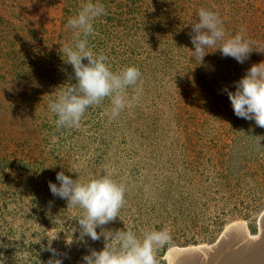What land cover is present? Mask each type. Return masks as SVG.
Listing matches in <instances>:
<instances>
[{
  "label": "rangeland",
  "instance_id": "1",
  "mask_svg": "<svg viewBox=\"0 0 264 264\" xmlns=\"http://www.w3.org/2000/svg\"><path fill=\"white\" fill-rule=\"evenodd\" d=\"M87 2L0 0V264H44L50 253L41 244L57 234L53 246L70 254L64 264H80L87 251L75 241L80 210L48 187L61 170L80 180L110 172L123 184L119 217L103 227L137 235L167 229L171 240L156 249L157 264H169L174 247L214 244L237 221L256 234L264 127L238 118L222 90L234 91L264 54L241 64L216 50L201 62L189 34L206 8L227 35L243 29L264 47V0H99L105 14L93 21L89 47L113 71L137 67L142 91L115 118L104 98L79 127L58 129L48 103L75 83L60 53L72 42L68 19ZM88 245L101 249L103 237Z\"/></svg>",
  "mask_w": 264,
  "mask_h": 264
},
{
  "label": "clouds",
  "instance_id": "2",
  "mask_svg": "<svg viewBox=\"0 0 264 264\" xmlns=\"http://www.w3.org/2000/svg\"><path fill=\"white\" fill-rule=\"evenodd\" d=\"M103 14V4L99 0L95 3L89 0L67 21V27L73 30L72 42L63 46L60 55L65 64L72 66L75 83L61 89L56 99L48 103L50 112L57 117L55 123L58 129L79 127L87 109L99 105L104 98H109L110 118H115L135 103L141 94L142 89L137 86L141 73L137 67L125 66L113 71L106 63V57L94 53L89 47L87 38L94 32L93 21ZM243 31L227 35L218 14L200 8L198 22L191 23L189 34L194 55L202 62L207 54L219 50L223 57H231L243 64L254 51L264 54V47L246 38ZM211 48L215 50L207 51ZM130 87L134 88L131 97L127 91ZM234 87V91L227 86L222 90L227 94L234 114L264 127V60L252 64L245 75L234 82ZM56 180L59 183L48 181L52 196L80 210L75 218L77 226L74 234L78 232L75 241L87 249L80 258V264H157L156 249L164 247L171 240L167 229L148 230L137 235L131 230L103 227L119 217V210L125 202L126 189L112 178L110 172L80 180L61 170L56 173ZM98 228L100 231H97ZM101 237L104 240L101 249L88 245V239L97 241ZM58 239L57 234L51 240L47 238L46 244H41V251L50 253L44 264H64L65 260L70 259L68 251L53 246ZM71 243L66 242L67 245Z\"/></svg>",
  "mask_w": 264,
  "mask_h": 264
},
{
  "label": "water",
  "instance_id": "3",
  "mask_svg": "<svg viewBox=\"0 0 264 264\" xmlns=\"http://www.w3.org/2000/svg\"><path fill=\"white\" fill-rule=\"evenodd\" d=\"M188 247V246H187ZM259 259V260H258ZM169 264H264V213L259 231L248 225L227 228L211 245L176 250L168 255Z\"/></svg>",
  "mask_w": 264,
  "mask_h": 264
},
{
  "label": "bare ground",
  "instance_id": "4",
  "mask_svg": "<svg viewBox=\"0 0 264 264\" xmlns=\"http://www.w3.org/2000/svg\"><path fill=\"white\" fill-rule=\"evenodd\" d=\"M246 223H244L243 221H237V222H234L233 224L229 225L227 228H231V227H234V226H243L245 225ZM202 246H206L205 244H200V245H196V246H188V247H174L172 248L169 252H168V255L172 252V251H176V250H184V249H192V248H197V247H202ZM259 260V259H258ZM262 263V262H261ZM260 263V264H261Z\"/></svg>",
  "mask_w": 264,
  "mask_h": 264
}]
</instances>
